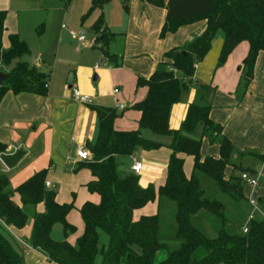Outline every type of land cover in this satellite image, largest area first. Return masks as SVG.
Masks as SVG:
<instances>
[{
  "label": "trees",
  "instance_id": "obj_1",
  "mask_svg": "<svg viewBox=\"0 0 264 264\" xmlns=\"http://www.w3.org/2000/svg\"><path fill=\"white\" fill-rule=\"evenodd\" d=\"M110 0H91L81 22ZM128 10V0H121ZM152 7L166 12L159 37L173 34L183 26L205 21L203 32L181 48L165 53L164 62L158 64L148 78H137L136 87L146 88V96L131 109L140 114L138 127L134 131H116L114 121L120 116L115 109L90 107L97 117V136L93 144H87L91 159L82 166L92 180L85 185L91 194L99 196L98 204L85 203L78 210L83 223L82 234L72 245L68 238L76 233L75 226L67 222V215L74 209L73 204L60 205L55 201L57 189L45 187L46 170L34 174L14 191L8 188V179L0 174V221L6 227L22 229L28 214L12 201L16 193L22 208L43 204L42 213L33 214L30 247L52 264H264V216L252 219L247 232L239 230L229 233L224 230L225 209L217 200H208L200 187L198 175L213 182L217 190L234 203L245 200L243 183L239 178H225V170L231 167L242 169L235 162L243 156L264 164L263 154H237L232 143L222 134V127L209 118L210 105L199 100L190 104L180 129L168 126L170 110L181 101L184 93L195 84L200 91L210 89L209 85L194 81L196 66L204 61L211 50L218 33L222 35V46L214 67L221 68L231 52L242 42L248 43V52L238 67L239 82L235 97L238 102L246 94L253 79L254 66L259 52L264 53V0H144ZM6 12L0 11V67H11L7 80L0 86V101L8 91L13 94H46L47 76L39 73L21 59L28 55L26 44L16 35L9 36L10 47L2 50V35ZM94 36L92 48H97L105 60L114 66L118 57L108 52L114 35L105 27L102 13L90 28ZM202 128L199 139H191L197 128ZM148 131L153 136L168 138L167 148L171 156L167 164L163 186L155 189L152 185L140 187L138 176L120 170L119 158L131 157L136 151H155L162 147L158 142L142 137ZM206 137L218 146V158L200 154L201 140ZM5 146L0 144V154ZM183 154L193 159L192 174L186 178L183 173ZM236 156V159H234ZM80 167V166H79ZM157 198L175 205L174 222L179 246L169 251L159 240V216L141 217L133 220V212ZM205 212L220 220L222 227L216 237L208 238L191 224V218ZM62 228V240L51 237L54 226ZM100 234L106 237L100 243ZM160 252L164 259L156 263ZM0 264H25L0 227Z\"/></svg>",
  "mask_w": 264,
  "mask_h": 264
},
{
  "label": "crops",
  "instance_id": "obj_2",
  "mask_svg": "<svg viewBox=\"0 0 264 264\" xmlns=\"http://www.w3.org/2000/svg\"><path fill=\"white\" fill-rule=\"evenodd\" d=\"M47 2L48 0H0V11L6 12L2 50L9 49V36L16 35L26 44L29 51L21 60L47 76L44 96L26 93L15 95L8 91L0 101V144L5 146L2 154L12 155L17 151L24 154L10 170L0 162V174L6 176L8 188L14 191L34 174L46 170L45 183L50 185L47 189H57L55 201L60 205L72 203L73 210L79 214L78 210L83 204L87 202L98 204L100 201L98 195L86 190L85 185L92 177L90 172L82 167L85 162L79 161L76 157L78 149L83 148L89 152L86 145L93 144L96 140L97 117L90 107L115 109L120 115L114 121L116 131L136 130L140 114L134 110H127L146 96V88L136 87L137 78L148 79L158 64L164 62L165 53L174 48H181L199 36L205 29L206 22L200 21L183 26L177 32L160 38L165 10L152 7L144 0H128V10L122 12L124 7L120 1L121 7L115 11L111 20L108 19V15H104L106 3L101 9H96L86 21L80 22V26L88 23L89 33H83L88 42H93L94 36L90 34V28L102 13L107 31L114 35L109 43L108 52L118 57L119 66L105 60L101 51L92 47L85 48L90 52H80L78 58L73 54L74 56L71 55L60 63L56 62L54 57H49L47 51L42 50L45 35L44 18L49 12V8H45ZM90 4L91 0L80 4L81 18ZM88 35H91L90 39ZM221 46L222 35L217 34L210 52L195 71L193 80L209 85L210 89L200 91L193 84L189 91L182 95L181 101L172 106L168 126L171 130H179L188 106L198 104L202 99L211 107L209 118L222 127V134L232 143L237 154L243 152L261 155L264 153V53H258L253 79L241 102H238L235 97L240 75L238 67L247 55L249 46L246 42L238 44L225 64L214 70ZM87 53L90 55L86 56ZM25 58H32V61L29 62ZM6 69L10 70L11 67H0L4 74L8 72ZM116 85L118 87H115ZM74 89L89 96L91 103L86 105L76 102L72 97ZM114 90H117V93H114ZM120 106H123V109H120ZM201 133L202 128L199 127L188 137L197 140ZM141 135L160 143L162 147L149 152L136 151L131 157L125 158V162L128 163L125 172H130L134 161L141 162L142 170L138 176L140 187L152 185L157 190L164 185L166 179L167 164L171 156V151L167 148L169 139L155 137L148 131H142ZM200 154L202 158L216 159L219 156L218 146L203 137ZM178 157L183 160L184 176L189 178L193 169L192 157L183 154ZM237 163L241 165V161ZM228 168L232 169L227 167L226 170ZM226 170L224 175L228 179ZM252 171L258 179L255 170ZM12 201L27 214L31 213V217H28L22 229L6 227L0 221V227L5 229L10 244L22 254L25 264H52L47 263L41 254L32 250L29 242L33 214L42 213L43 204L22 208L16 193L13 194ZM166 201L157 198L154 202L135 210L132 215L134 221L141 217L158 215L160 241L163 238L162 221L164 223L160 213L162 209L171 215V219L173 216L172 221L175 224V211ZM199 213L191 218V224L192 219ZM76 217L71 216L70 211L66 218L67 222L76 228V233L68 238L72 245L83 231V223ZM172 234L176 238V226ZM21 235H25L26 241L19 239ZM51 237L55 241L62 240V228L59 225L53 227ZM105 242L106 237L100 234V243ZM96 264H101L100 260L96 261Z\"/></svg>",
  "mask_w": 264,
  "mask_h": 264
},
{
  "label": "rangeland",
  "instance_id": "obj_3",
  "mask_svg": "<svg viewBox=\"0 0 264 264\" xmlns=\"http://www.w3.org/2000/svg\"><path fill=\"white\" fill-rule=\"evenodd\" d=\"M84 1L87 2L89 0H70L69 2L68 0H48L47 4H45V8H49V12L44 18L45 35L43 37L44 41L42 50L47 51V55L52 58L54 57L56 62L62 63L73 54H75V56L77 55L78 58L80 52H90L89 49H85L87 47L79 44L69 35V32H73L75 34H80L81 32L86 34L89 33L88 23L84 26H80L81 16H79V9L80 4ZM120 1L121 0H110L104 7V15H108V19L113 20L115 11L119 10L121 7L122 1L121 4ZM122 12H124V8H122ZM62 25L66 27L65 30L61 28ZM90 34L92 35V32ZM91 35H88L89 39ZM89 55L90 54L87 53L86 56ZM25 60L31 62L32 58H25ZM6 71L9 70L6 69ZM115 87L118 86L116 85ZM131 107L128 108L127 111H133ZM144 133L148 134L147 132ZM148 136L151 135L148 134ZM239 154L246 155L243 152ZM118 163L120 170L124 172L127 171L128 163L125 162V158H119ZM235 165H238V163L235 162ZM241 168L243 170L254 169L259 179V185L257 188L253 189L245 184H242L245 200L237 204L222 195L212 181L202 175H199L200 187L204 191V197L208 200H217L224 206L226 219L224 230L229 233H235L242 230L244 227H248L250 215L253 219L259 220L264 216V164L260 166L257 162L251 160L247 156H244L241 159ZM241 173L242 172L238 170L232 171L230 168L226 170L227 177L239 178ZM250 200L255 201L257 205L255 208L250 205ZM259 200L260 202H258ZM166 202L170 204L172 206V210L175 211V205L169 201ZM76 213L77 212L75 210H71V216L74 217L76 215L77 220H81L79 214ZM160 213L162 219L164 220V223L162 221L163 238L161 241L167 246L168 250L171 251L176 249L180 244V241L172 234V230L175 229V224L172 221L173 216L171 219V215L164 209H162ZM28 217H31V213L28 214ZM192 224L209 238L216 237L218 230L222 227L219 219L205 212H201L193 218ZM24 236L25 235H21L19 239L21 241H26ZM165 255V252H160L156 257V263L164 259ZM97 262H99V259H97Z\"/></svg>",
  "mask_w": 264,
  "mask_h": 264
},
{
  "label": "built area",
  "instance_id": "obj_4",
  "mask_svg": "<svg viewBox=\"0 0 264 264\" xmlns=\"http://www.w3.org/2000/svg\"><path fill=\"white\" fill-rule=\"evenodd\" d=\"M63 29H65V26H62ZM70 37L76 39L81 45L85 46V47H91L93 45V42H88L86 39V35L82 32L80 34H75L73 32H69ZM197 68V66H196ZM114 93H117V90H114ZM72 97L73 99L80 103V104H90L91 103V99L89 96L87 95H83L81 94L77 89H74L72 91ZM120 109H123V106H120ZM76 157L79 161H84L87 162L91 159V155L89 154V152H87L85 149L80 148L76 151ZM142 170V164L141 162L138 161H134L130 167V172L136 176L140 175V172ZM240 179L241 182L253 189L258 187V179L255 175L253 174H249L247 172H242L240 174ZM45 187L49 188L50 185L48 183H45ZM250 205L252 207H256V203L253 200H250ZM252 216H249V220H252ZM243 233L247 232V227H244L242 229Z\"/></svg>",
  "mask_w": 264,
  "mask_h": 264
},
{
  "label": "water",
  "instance_id": "obj_5",
  "mask_svg": "<svg viewBox=\"0 0 264 264\" xmlns=\"http://www.w3.org/2000/svg\"><path fill=\"white\" fill-rule=\"evenodd\" d=\"M7 74H4L0 71V86L7 80ZM22 151H17L12 155L1 154L0 155V162L5 166L6 169L10 170L16 166V164L21 160L23 157Z\"/></svg>",
  "mask_w": 264,
  "mask_h": 264
}]
</instances>
